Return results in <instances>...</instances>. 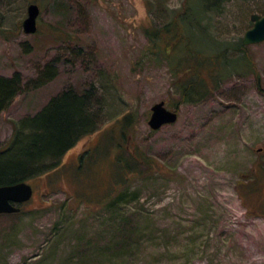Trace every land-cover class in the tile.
I'll return each instance as SVG.
<instances>
[{"label": "rangeland", "instance_id": "obj_1", "mask_svg": "<svg viewBox=\"0 0 264 264\" xmlns=\"http://www.w3.org/2000/svg\"><path fill=\"white\" fill-rule=\"evenodd\" d=\"M185 1L0 0V75L23 80L0 114V146L63 90L93 87L100 119L25 180L33 194L17 215L0 214V264H264V41L244 44L251 64L217 83L195 65L209 92L181 102L171 63L188 62L184 42L173 48L163 34L156 49L144 30ZM30 2L40 13L27 34ZM252 13L264 14V0H226L200 22L206 35L194 31L189 60L239 57L231 48ZM47 65L53 75L34 87ZM161 100L178 118L152 130Z\"/></svg>", "mask_w": 264, "mask_h": 264}, {"label": "trees", "instance_id": "obj_2", "mask_svg": "<svg viewBox=\"0 0 264 264\" xmlns=\"http://www.w3.org/2000/svg\"><path fill=\"white\" fill-rule=\"evenodd\" d=\"M225 1L187 0L179 9L172 10L171 19L163 27L144 30L147 38L156 45V49L163 34L168 36L173 48L178 42H184V50L189 64L188 62L186 64L185 62L179 63L176 60L178 58H175L171 63V71L175 78L174 85L179 91L181 102H197L209 92L210 85L201 78V73L197 72L198 69L195 65L209 66L208 74H211L213 83H217L222 76L221 71H236L237 65L243 64V59L244 65L251 64L245 62L246 57L243 49L245 45L241 39L231 48L242 53L239 57L226 61L221 52L217 56H212L208 52L202 51L204 54L202 55L201 52L196 51L195 54L198 57L194 61L189 60L193 54L191 43L193 36L197 35L195 32L206 35L205 27L200 22L209 13L221 10ZM199 38L200 36L198 41L202 42ZM180 58L185 61L183 57ZM217 60L222 66L220 70ZM184 64L190 66L183 71ZM53 72L54 68L47 65L43 71H40L33 86L38 87L45 83L51 78ZM256 78L259 82L258 75ZM22 83V75L19 71L13 72L11 76L0 75V114L22 90ZM97 98L93 87L82 91L63 90L50 97L35 114L13 122L11 137L4 145L0 146V185L25 181L38 174L48 172L82 136L94 131L100 120L97 111L93 109L98 104ZM129 117L130 115H127L125 120ZM129 156L133 158L132 153H129ZM137 158L135 159L137 160ZM12 215H17V213H12ZM122 229L125 228L122 227L120 230Z\"/></svg>", "mask_w": 264, "mask_h": 264}, {"label": "water", "instance_id": "obj_3", "mask_svg": "<svg viewBox=\"0 0 264 264\" xmlns=\"http://www.w3.org/2000/svg\"><path fill=\"white\" fill-rule=\"evenodd\" d=\"M27 16L22 21V29L27 34L37 31V17L40 13L39 6L35 3L28 5ZM252 26L245 30L241 41L245 45L264 41V14L252 13L250 15ZM148 124L152 130H157L165 124L175 123L178 118L177 111L165 106L163 100L150 107ZM33 194L32 186L26 181L8 185H0V214L18 213L21 204L28 201Z\"/></svg>", "mask_w": 264, "mask_h": 264}, {"label": "flooded vegetation", "instance_id": "obj_4", "mask_svg": "<svg viewBox=\"0 0 264 264\" xmlns=\"http://www.w3.org/2000/svg\"><path fill=\"white\" fill-rule=\"evenodd\" d=\"M31 3H34V2H30L29 4H31ZM28 4V5H29ZM35 4H37V3H35ZM38 5V4H37ZM40 9V8H39ZM27 12V11H26ZM27 16V15H26ZM39 16V15H38ZM38 18V17H37ZM24 20V19H23ZM36 23H37V25H38V22L36 21ZM21 26H22V23H21ZM37 28H38V26H37Z\"/></svg>", "mask_w": 264, "mask_h": 264}]
</instances>
